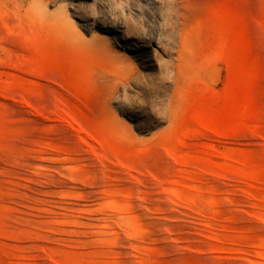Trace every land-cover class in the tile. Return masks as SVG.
Listing matches in <instances>:
<instances>
[{"label": "rangeland", "instance_id": "1", "mask_svg": "<svg viewBox=\"0 0 264 264\" xmlns=\"http://www.w3.org/2000/svg\"><path fill=\"white\" fill-rule=\"evenodd\" d=\"M0 264H264V0H0Z\"/></svg>", "mask_w": 264, "mask_h": 264}, {"label": "bare ground", "instance_id": "2", "mask_svg": "<svg viewBox=\"0 0 264 264\" xmlns=\"http://www.w3.org/2000/svg\"><path fill=\"white\" fill-rule=\"evenodd\" d=\"M127 48H128V50H131L129 46Z\"/></svg>", "mask_w": 264, "mask_h": 264}]
</instances>
